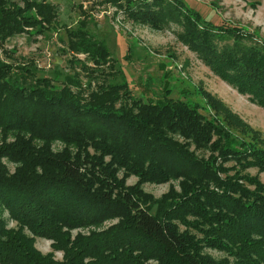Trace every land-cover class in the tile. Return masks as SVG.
Listing matches in <instances>:
<instances>
[{
  "label": "trees",
  "instance_id": "1",
  "mask_svg": "<svg viewBox=\"0 0 264 264\" xmlns=\"http://www.w3.org/2000/svg\"><path fill=\"white\" fill-rule=\"evenodd\" d=\"M114 2L140 23L160 27L163 20L174 19L183 24L182 40L205 65L264 110V37L259 29L255 35L210 20L185 0ZM23 4L0 0V41L25 27L50 29L45 25L54 16L49 3ZM81 45L77 50L93 60L111 54L106 42L88 33ZM21 66L0 59V127L17 132L13 143L0 147L1 263L226 264L203 256L204 248H213L234 257L236 264H264V185L249 175L241 179L253 189L224 179L230 171L221 165L235 161L233 170L264 172V140L258 131L207 94L203 97L214 118L203 115L199 110L204 107L190 95L171 98L174 89L167 88L165 101L143 103L131 96L127 80L90 92L75 77L55 86L30 70L29 80L24 72L15 73L16 68L27 72ZM36 141L47 146L38 148ZM56 141L92 148L101 158L89 152L86 157L54 154L49 147ZM192 145L215 154L198 158ZM3 159L19 164L15 174ZM131 176L138 178L134 187L126 185ZM174 179L180 180V194L171 188L154 201L143 192L146 183ZM2 205L9 213H20V230H7ZM111 219L119 222L106 231L70 236L71 230ZM25 226L35 237L52 239V249L63 250V261L38 251L34 238L23 232ZM181 226L196 236L183 233Z\"/></svg>",
  "mask_w": 264,
  "mask_h": 264
},
{
  "label": "rangeland",
  "instance_id": "2",
  "mask_svg": "<svg viewBox=\"0 0 264 264\" xmlns=\"http://www.w3.org/2000/svg\"><path fill=\"white\" fill-rule=\"evenodd\" d=\"M23 6V0H10ZM49 3L53 10L51 24H45V32L33 27H25L22 32L16 33L0 41V59L6 64L15 67L22 65L25 68L14 69L15 73L24 72L27 79L30 70L40 77H46L55 84L62 86L68 77L80 80L90 92L99 91L120 83L129 82V92L133 98L143 103L165 101L168 89H174L171 98L183 100L190 95L200 102L204 110H199L207 117H216L215 112L205 103L203 96L210 95L230 110L243 125L258 131L264 140V110L253 105L247 96L240 95L228 83L216 76L202 61L198 53L191 49L182 40L183 24L172 19H165L160 27L135 21L127 11H124L114 0H40ZM206 18L250 29L252 32L259 29L264 37V0H185ZM88 35L97 40L106 42L111 54L93 60L87 52H79L76 47H83L82 37ZM256 35V32H253ZM74 38V50L71 39ZM71 43V44H70ZM98 64H97V63ZM19 71V72H18ZM26 79V78H25ZM235 132V131H233ZM236 133V132H235ZM17 132L6 133L0 127V147L14 142ZM238 134V133H237ZM236 134V135H237ZM28 138V137H27ZM182 140V139H181ZM38 148L47 145L41 141L35 142ZM54 154L66 153L78 157L80 153L86 157L97 155L92 148L79 149L68 146L61 141L53 142L50 147ZM198 158L208 160L211 150L190 147ZM217 155V154H216ZM83 157V158H84ZM101 158V157H100ZM11 175L15 174L19 164L2 160ZM106 163H110L106 158ZM230 171L222 178L238 181L249 189H253L241 179L249 175L258 177L264 185V172L255 168L246 171L233 170L235 161L221 164ZM225 176V177H224ZM119 178L124 180L126 175L119 172ZM241 180V181H239ZM138 178H127L126 185L134 187ZM174 188L181 193L180 180L169 183H146L142 186L143 192L154 201L162 199ZM2 217L7 230H20L22 223L16 216L20 213H9L8 207L2 205ZM118 219L107 220L102 224H87L82 228L71 230L70 236L76 239L79 235L90 236L93 233L103 232L118 224ZM181 231L196 236L194 230L181 226ZM26 236L34 238V247L42 254H53L57 261H63V250L52 249L53 240L48 236L35 237L28 227L23 228ZM203 256L211 262H225L236 264L235 258L213 248H204ZM0 264H18L1 263ZM149 264H155L150 262Z\"/></svg>",
  "mask_w": 264,
  "mask_h": 264
}]
</instances>
